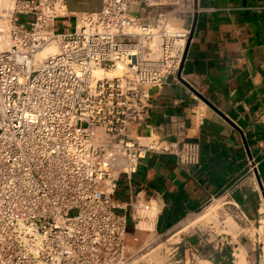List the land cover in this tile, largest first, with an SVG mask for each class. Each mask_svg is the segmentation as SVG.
Instances as JSON below:
<instances>
[{
    "label": "built area",
    "instance_id": "2783aa9c",
    "mask_svg": "<svg viewBox=\"0 0 264 264\" xmlns=\"http://www.w3.org/2000/svg\"><path fill=\"white\" fill-rule=\"evenodd\" d=\"M200 8L102 0L72 13L67 0H0V264H130L129 219L155 233L158 201L115 195L149 152L201 162L200 141L182 131L132 132L149 118L151 88L177 80Z\"/></svg>",
    "mask_w": 264,
    "mask_h": 264
},
{
    "label": "crops",
    "instance_id": "0c3cea01",
    "mask_svg": "<svg viewBox=\"0 0 264 264\" xmlns=\"http://www.w3.org/2000/svg\"><path fill=\"white\" fill-rule=\"evenodd\" d=\"M67 1L72 13L102 7V0ZM199 1L181 77L151 88L149 118L132 132L182 131L200 141L201 162L182 165L174 155L149 152L136 174L121 176L115 195L120 205L137 196L158 201L157 235L225 194L249 221L264 218V0ZM193 23L194 16L185 25ZM131 222L127 242L150 235ZM262 252L250 262L264 264V246ZM222 257L215 263L224 264Z\"/></svg>",
    "mask_w": 264,
    "mask_h": 264
},
{
    "label": "rangeland",
    "instance_id": "374dc122",
    "mask_svg": "<svg viewBox=\"0 0 264 264\" xmlns=\"http://www.w3.org/2000/svg\"><path fill=\"white\" fill-rule=\"evenodd\" d=\"M71 21L74 23L73 19ZM62 24L63 21L58 20L57 25ZM209 211L211 212L210 219H205L178 233L186 226L188 218L208 214ZM229 219L233 220L232 226L229 225ZM128 231L130 233L132 231L130 219ZM182 236L184 240L181 239ZM223 241L224 245L221 244ZM128 245L131 256L130 264H217L215 260L220 255L223 256L224 264H237V255L242 251L247 264H259L251 263L250 257L255 259L259 257V253H263L264 218L255 222L249 221L233 203L232 195L225 194L212 200L195 214L185 216L172 231L162 235L152 233L143 240L133 242L128 240ZM155 248H160L156 250V253H159L162 259L156 260L153 255L145 257ZM196 252L199 253V258L193 257ZM139 259L141 261H138Z\"/></svg>",
    "mask_w": 264,
    "mask_h": 264
},
{
    "label": "bare ground",
    "instance_id": "6f19581e",
    "mask_svg": "<svg viewBox=\"0 0 264 264\" xmlns=\"http://www.w3.org/2000/svg\"><path fill=\"white\" fill-rule=\"evenodd\" d=\"M57 51V48L55 47V46H49V47H46L42 52H41V57H44V56H46L47 54H49V53H55ZM101 71H98L97 72V74H100L101 75ZM116 73L115 72H110L109 73V76H113V75H115ZM213 208V207H212ZM211 209V208H210ZM219 210V209H218ZM210 211H212V209L210 210ZM209 211V213L207 214H203V215H197V216H195V217H190V218H188L187 220H186V226L182 229V230H185V229H187L188 227H190V226H193V225H195V224H197V223H199V222H202L203 220H205V219H210V214H211V212ZM212 217V216H211ZM229 222H230V224H229ZM229 222H228V224L229 225H233L234 223H233V220H231V219H229ZM233 223V224H232ZM234 228H235V225H234ZM234 228H232V229H234ZM182 230H180V231H178V233L179 232H181ZM167 242V241H166ZM160 249V248H159ZM158 248H155V249H153L152 251H150L149 253H147L146 255H145V257L146 256H149V255H153V258L154 259H156V260H159V259H162L161 258V256L159 255V253H156V250L158 251L159 250ZM240 251V250H239ZM241 253H242V255H241ZM239 255H237V264H247L245 261H244V258H245V254H244V252L242 251V252H240V253H238ZM243 256V257H242ZM138 261H141L140 259L138 260ZM137 261V262H138ZM158 262H161V261H158ZM160 264V263H159Z\"/></svg>",
    "mask_w": 264,
    "mask_h": 264
},
{
    "label": "water",
    "instance_id": "95a60500",
    "mask_svg": "<svg viewBox=\"0 0 264 264\" xmlns=\"http://www.w3.org/2000/svg\"><path fill=\"white\" fill-rule=\"evenodd\" d=\"M196 20H197V13L194 15V23H193V26H192V28H191L190 36H189L188 43H187L186 50H185V54H184V59H183V62H182V66H181L180 71H179V73H178V76H179V77H181V70H182V68H183L184 60H185V58H186V56H187V52H188V49H189V42H190V40H191V38H192L193 31H194V29H195ZM261 185H262V184H261Z\"/></svg>",
    "mask_w": 264,
    "mask_h": 264
}]
</instances>
